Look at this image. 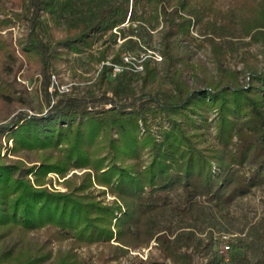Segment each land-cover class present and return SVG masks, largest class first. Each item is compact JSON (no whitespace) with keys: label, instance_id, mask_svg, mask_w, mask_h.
I'll return each mask as SVG.
<instances>
[{"label":"trees","instance_id":"trees-1","mask_svg":"<svg viewBox=\"0 0 264 264\" xmlns=\"http://www.w3.org/2000/svg\"><path fill=\"white\" fill-rule=\"evenodd\" d=\"M225 3L227 9L221 0H0V28L25 27L22 55L47 85L69 54L91 51L106 37L94 61H106L123 41L114 67L127 59L124 52L137 55V63L142 44L155 52L150 43L160 24L166 65L159 76L145 51L143 77L124 70L109 80L112 68L104 66L101 95L63 97L46 113L22 112L0 125V264H89L78 251L93 244L112 250L102 260L110 264L152 242L175 264L187 258L178 251L200 247L215 249L210 264H264V217L240 225L232 211L264 187V0ZM182 43L206 44L218 66L238 48L260 43L262 65L244 83L223 73L193 89L180 68L188 64ZM5 44L0 37V52ZM12 56L0 54L1 69ZM11 86L0 73L1 103L13 100ZM4 149L42 159L28 167L2 156ZM69 169H90L94 177L86 174L67 193L41 188L47 174ZM93 179L116 201L105 203ZM40 230L46 243L31 246L28 235ZM216 232L232 236H223L227 255ZM13 235L18 245H4ZM65 242L67 251L48 250Z\"/></svg>","mask_w":264,"mask_h":264},{"label":"rangeland","instance_id":"rangeland-1","mask_svg":"<svg viewBox=\"0 0 264 264\" xmlns=\"http://www.w3.org/2000/svg\"><path fill=\"white\" fill-rule=\"evenodd\" d=\"M226 0H221L223 9H227ZM163 25L160 24L152 32V41L150 46L155 49V52L143 45V51L140 53V59L135 62L137 55L132 52H124L123 56L127 55V59L120 67L122 71L115 73L114 64L111 62L112 57L118 52L119 47L123 41H119L110 50V56L104 62L98 64L91 55L98 57L97 51L100 49L101 43L107 39V37L99 42L93 50L75 54L71 53L67 56L65 63L61 64L59 71L53 73L49 84L45 83L43 76L27 62L25 56L22 55L21 48L19 46L20 40L26 34L25 27L21 24H13L7 28H0V37L5 41V49L0 54L12 53V57L8 58V62L4 60L5 70L0 68V73L6 82L11 83V97L13 100L10 104H3L0 102V125L9 123L16 115L25 112L31 115H38L46 113L51 107L57 103L63 97H81L90 98L101 95L102 91L106 88L99 78L104 66L112 68L109 76V80L114 79L116 76L122 74L125 71H134L140 74L142 77L145 75V70L141 65V62L146 58L151 59L158 66L161 77L165 76L166 65L159 54L160 45L163 35ZM250 39H247L244 43H249ZM181 56L188 64L180 65L181 70L184 73V78L187 83L193 89H199L207 85L209 79L220 80L223 73H235L241 83L245 82L247 72L250 69L261 67L262 54L260 43H254L250 46L246 45L238 48V50L231 54V56L221 66H218L213 58V54L209 46L205 44L204 47L198 48L197 46L189 43H182L179 47ZM146 51V53H145ZM3 52V53H2ZM129 65V66H127ZM162 80V79H161ZM138 89L142 86V81L139 80L136 84ZM51 102L49 106L48 103ZM108 107V106H106ZM4 145L6 144L3 140ZM8 146L12 147V142H9ZM8 156L11 161L22 160V162L32 167L36 165L41 159L40 154L30 153L23 157L12 156L7 150H3L2 156ZM86 174H91L94 177V173L90 169H69L63 174L50 172L44 178L41 188H46L55 193H67L70 191L69 186H79L82 183ZM29 179L34 183L32 175ZM94 188L97 192L105 191L104 196L101 199L105 203L110 204L116 201L110 191L106 187L98 186L93 179ZM237 218V222L243 225L247 222L256 223L264 217V187L254 190L250 195L244 197L232 209ZM224 235L232 237L228 233L216 232L214 234V241L218 242V247L224 244ZM201 239H206L205 234L198 233ZM19 236L13 235L4 241V245L12 246L18 245ZM28 240L31 246H43L47 241V232L44 230L35 231L28 235ZM207 241V240H205ZM112 244L117 245L112 242ZM20 245V244H19ZM71 247L69 242L63 244H53L48 247L53 253L57 250L67 251ZM212 249V250H211ZM200 247L198 250L193 248L189 250H181L177 253H187V258L182 257L183 261L177 264H210V259L215 251ZM80 258L87 260L89 264H102L105 258L112 255V250L107 246L93 244L91 246H83L79 249ZM185 259V260H184ZM225 262H228L226 260ZM110 264H175L170 259L164 258L161 251L156 246V243L152 242L148 247L139 249H129L126 255L122 256L118 262L112 261Z\"/></svg>","mask_w":264,"mask_h":264},{"label":"built area","instance_id":"built-area-1","mask_svg":"<svg viewBox=\"0 0 264 264\" xmlns=\"http://www.w3.org/2000/svg\"><path fill=\"white\" fill-rule=\"evenodd\" d=\"M115 73H120L122 71V69L118 66H115ZM231 246L228 242V237H224V244L220 249V254L222 255H227V253L230 251Z\"/></svg>","mask_w":264,"mask_h":264}]
</instances>
